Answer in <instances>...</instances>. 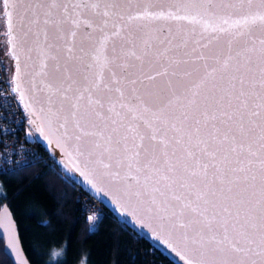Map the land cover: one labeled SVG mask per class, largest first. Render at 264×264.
<instances>
[{"label":"snow or ice","instance_id":"1","mask_svg":"<svg viewBox=\"0 0 264 264\" xmlns=\"http://www.w3.org/2000/svg\"><path fill=\"white\" fill-rule=\"evenodd\" d=\"M254 4L255 0H220L219 3L214 0H173L166 7L164 4L158 8L151 4L143 8L138 6L135 14L129 13L125 18L110 11L119 7L113 0L103 4L102 13L96 11L101 19L94 30L104 33L110 15L118 16L119 21L113 24L116 29L113 36L132 30L133 21H145L136 24L134 30L145 34L157 33L153 39L159 45L168 46L165 52L174 51L177 56L186 57L169 58L168 66L156 73L157 76H167L169 68H173V77L188 79L183 83L178 81V86L183 89L182 96L173 92V99L158 109L159 115L153 113L160 127L147 124L151 131L146 136L138 128L126 127L105 117L102 111L104 103L94 98V93L101 91L104 67L108 63L105 57V64H99V56L110 37L104 33L94 51L81 47L82 56L71 55L82 23L79 17L84 9L99 10L101 0L92 3L84 0L80 3L73 0H0V14L7 20L9 35L16 34L13 27L15 18L22 36L34 37L40 57L35 75L47 79L50 75L48 61L54 62L51 82L42 81L44 87L39 89L48 93V116L62 121L59 127L65 129V136L68 135L67 126L71 124L74 132L80 133L74 136L77 141L90 138L85 140L91 145L89 155L93 152L100 156L107 153L117 167H126L129 173L134 170L137 174L131 177L137 186L132 193L134 196L148 195L151 185L147 203L155 206L157 212L163 211L169 216L172 220L170 227L180 230L181 239L191 246L193 252L201 257L214 258L211 261L189 258L188 264H256V261L237 259L249 255H258L260 264H264V38L259 39L257 49L252 32L257 24L264 29V0H259L255 10ZM158 20L175 22V27L151 28V23ZM181 22H187L190 27ZM83 23L93 28L95 21L84 20ZM209 33L212 34L210 38L206 35ZM65 34L70 37L65 45L69 55L62 63L59 55L50 54L54 46L58 50L59 46L49 43V40H63ZM220 34L233 39L247 37L248 40L235 56L229 54L221 60L219 52L206 54L204 51L214 40L220 39ZM87 35L91 38L90 34ZM233 39L229 40V53ZM204 40L207 43H202ZM69 43L72 46H68ZM248 43H251V48ZM250 53L256 54L258 65L254 64ZM89 55L93 59L91 64L85 63L84 59ZM16 60L14 91L20 92L23 100L19 56ZM209 61L214 66L210 67ZM181 65L186 66L185 69L181 70ZM0 67L7 68L8 65L0 62ZM257 67L258 80L254 74ZM155 78L146 77L149 81ZM171 83L169 81V85ZM104 89L112 91L107 84H104ZM115 91L123 96L119 87ZM10 99L0 97V100ZM109 105L108 112L111 113L115 104L109 100ZM0 107L6 111L11 104L0 103ZM257 129L258 193L257 175L252 171V158L257 153L251 150V143L246 144L257 138ZM39 130L43 132V126ZM57 146H60L59 141ZM104 167L110 165L105 164ZM148 210L153 209L149 207Z\"/></svg>","mask_w":264,"mask_h":264},{"label":"water","instance_id":"2","mask_svg":"<svg viewBox=\"0 0 264 264\" xmlns=\"http://www.w3.org/2000/svg\"><path fill=\"white\" fill-rule=\"evenodd\" d=\"M73 2L80 3L81 0H73ZM84 2L92 3L95 2V0H84ZM105 2L112 3L113 0H101V8L99 10H83V15L79 17L82 23L77 30L75 46L71 55L74 57L82 56L83 53L80 52L81 47L85 50L94 51L99 47L98 41L104 33L110 37L99 56V64H105V57H107L108 63L104 67L103 81L100 85L101 91L95 92L94 98L101 99L104 103L105 106L102 111L105 117L110 118V120H117L126 127L131 126L133 128H138L141 133L147 136L150 135L151 131L147 124L160 127L159 121L153 113L159 115L158 109L166 104L169 99H173V92H175L177 96H182L183 89L178 86V81L183 83L188 79L183 78V80H181V77H173L171 75V72L174 70L173 68H169V74L167 76H157L156 73L162 72L163 68L168 66L169 58L186 59V57L182 55L177 56L174 51L165 52V48L168 46L159 45L153 39V36L158 35L157 33L145 34L138 33L134 30L136 24H142L145 23V21H133L132 30H125L122 31L119 36H113L112 33L116 31L113 24L119 21L118 16L110 15L108 17L109 23L104 33H101L99 30H94L96 24H98L101 19V17L97 16L95 13L96 11L100 13L104 11L103 4ZM115 2L119 7L110 11L118 12L126 18L129 13L135 14L138 11V6L139 8H143L145 5L151 4L156 5L158 8L159 5L164 4L166 7V5L173 2V0H115ZM214 2L219 3L220 0H214ZM225 2H234V0H225ZM258 4L259 0H255L253 10H255V6H258ZM0 17L4 26H0V34L1 32L5 34L6 62L10 67L13 87L16 89V56H19L21 72L20 91L24 93V99H20V92H15L28 114L34 130L45 145L62 164L68 168L81 185L102 200L112 212L121 217L130 227L133 229L136 228L142 232L143 237L152 244L153 242L157 243L176 257L182 264H188L189 258L193 260H200L202 258L209 261L213 260L214 258L211 256L206 255L201 257L193 252L191 246L186 245L181 239L180 230H174L170 227L172 220L169 216L163 211L157 212L155 206L147 203L151 195V185H149L148 195L137 198L132 194L137 190L135 182L131 179L132 176L137 175L134 170L129 173L126 167H117L115 160H109L107 153L103 156H100L97 152H93L92 155H89V152L92 151L91 145L86 143L85 140L90 138L77 141L74 136L80 133L74 132L71 124L67 126L68 135L65 136V129L59 127L62 121H56L48 116L49 105L46 103L47 91H39V89L44 87V83L51 82V72L54 62L51 60L48 61L50 75L47 79L35 75L39 68L40 57L36 45L33 42L34 37L29 35L24 38L20 31L19 22L15 18L13 27L16 29V34L10 36L6 18L3 15ZM84 20L95 21L93 28H89L84 24ZM181 23L190 27V25H187V22ZM169 26L174 28L175 22L158 20L153 21L150 25L153 29L160 27L166 29ZM197 31L199 32V28H197ZM252 32L253 39L256 42V48L259 49V39L264 38V29L257 24L252 29ZM87 34H90L91 38H89ZM206 35L210 38L212 34L209 33ZM40 39L42 42L43 36H41ZM230 39L233 38L225 34H220V39L218 41L214 40L209 46V49H204V51L206 54L209 51L213 53L219 52L221 60H223L229 54L235 56L237 52L241 51V46L244 42L248 40L247 37H236L233 39L231 53H229ZM68 41H70V37H68L67 34H65V39L63 40H49V43L59 46V50L54 46L50 50V54L59 55L62 58V63L63 59L67 58L69 55L65 47ZM145 41H147V44ZM202 43H207V40L202 41ZM13 45H15V55H13ZM68 46L72 45L69 43ZM247 46L251 48L252 45L248 43ZM29 49H31V51H29ZM250 55H253L254 64L258 65L256 54L250 53ZM84 59L85 63H93L91 55ZM209 64L210 67L214 66L212 61H209ZM185 67L186 66L181 65V70L185 69ZM113 73H115V77H113ZM254 74L258 80V67ZM201 75H203V71ZM147 76H155L156 78L155 80L149 81L146 79ZM192 79L197 78L193 77ZM133 80L136 81L135 84L132 83ZM42 81H44V83H42ZM115 81H119V83H115ZM169 81L172 82L171 85H169ZM34 84L35 88L33 87ZM104 84H107L112 91L109 92L107 89H104ZM117 87L123 92L122 97L115 91ZM257 91H259V88H257ZM109 100L115 104V108L111 113L108 112L110 106ZM25 105H29V107H25ZM173 107H176L175 102ZM145 109L148 110L145 111ZM117 113L119 115H117ZM50 120L51 124L49 123ZM41 126H43V132L39 130ZM86 130L91 131L92 129L87 128ZM162 134L161 132L160 135ZM131 135L132 133L130 132L129 136ZM168 135L171 136L172 133ZM258 135L259 129H257V138L246 142V144L251 143V150L257 153V156L252 158L254 161L252 171L257 175V193L259 191ZM46 136L47 139L45 138ZM57 141H59V147L57 146ZM147 144L148 141L146 139L145 145L147 146ZM105 164H109L110 167L105 168ZM245 166L247 165L245 164ZM77 168L79 170H77ZM116 173H119V175H115ZM126 176L127 179H125ZM140 180L141 184H143L142 174ZM130 184L132 185L131 188L128 187ZM149 207H152L153 210L149 211ZM98 220L99 217L95 220L89 219V222L93 223V221L97 222ZM0 238L4 242V252L9 256L13 264H32L23 247L16 221L6 203L0 208ZM169 244H171V247H169ZM253 247L255 248V245ZM256 251H259V249L257 248ZM215 259L218 260L219 257ZM237 259H243L248 262L256 261V264H260L261 260L258 255L240 256L237 257Z\"/></svg>","mask_w":264,"mask_h":264},{"label":"trees","instance_id":"3","mask_svg":"<svg viewBox=\"0 0 264 264\" xmlns=\"http://www.w3.org/2000/svg\"><path fill=\"white\" fill-rule=\"evenodd\" d=\"M5 46L0 39L6 62ZM5 203L32 264H177L108 208L90 223L78 185L38 162L0 173V208ZM0 264H13L1 238Z\"/></svg>","mask_w":264,"mask_h":264},{"label":"built area","instance_id":"4","mask_svg":"<svg viewBox=\"0 0 264 264\" xmlns=\"http://www.w3.org/2000/svg\"><path fill=\"white\" fill-rule=\"evenodd\" d=\"M0 62L6 64L1 54ZM0 97L12 98L10 100H0V103L11 104V107H8L6 111L3 107H0V116L4 117L0 119V173L37 162L49 166L71 185H78L81 212L89 219L95 220L100 217L108 207L102 200L81 185L74 176L69 174L63 168L61 161L38 138L28 114L14 91L11 75L3 67H0ZM116 217L121 224H127L119 216L116 215Z\"/></svg>","mask_w":264,"mask_h":264},{"label":"bare ground","instance_id":"5","mask_svg":"<svg viewBox=\"0 0 264 264\" xmlns=\"http://www.w3.org/2000/svg\"><path fill=\"white\" fill-rule=\"evenodd\" d=\"M38 138L40 139V137L38 136ZM41 140V139H40ZM62 163V162H61ZM63 168L69 173L72 175V173L68 170V168H66L64 166V164H62ZM73 176V175H72ZM121 218V217H120ZM122 219V218H121ZM135 230L140 233L142 236H143V233L140 232L138 229L135 228ZM139 234V235H140ZM154 245H156L158 248H160L165 254H168L174 261H176L177 263L179 264H182L176 257H174L170 252H168L166 249H164L163 247H161L160 245H158L157 243L153 242Z\"/></svg>","mask_w":264,"mask_h":264},{"label":"flooded vegetation","instance_id":"6","mask_svg":"<svg viewBox=\"0 0 264 264\" xmlns=\"http://www.w3.org/2000/svg\"><path fill=\"white\" fill-rule=\"evenodd\" d=\"M0 16H2V15H0ZM0 26H3V22L1 20V17H0ZM4 38H5V34H4V32L3 33L1 32L0 39H1V41H3L5 43Z\"/></svg>","mask_w":264,"mask_h":264},{"label":"rangeland","instance_id":"7","mask_svg":"<svg viewBox=\"0 0 264 264\" xmlns=\"http://www.w3.org/2000/svg\"><path fill=\"white\" fill-rule=\"evenodd\" d=\"M3 50H1V53H2V55H3ZM137 234L139 235V233L137 232ZM139 236H142V235H139ZM143 237V236H142ZM152 244V243H151ZM153 245V244H152ZM154 246V245H153ZM154 247H156V246H154ZM157 248V247H156ZM164 253V252H163Z\"/></svg>","mask_w":264,"mask_h":264}]
</instances>
